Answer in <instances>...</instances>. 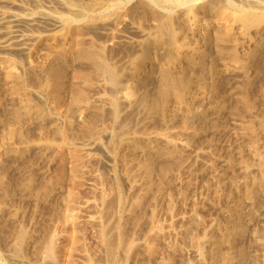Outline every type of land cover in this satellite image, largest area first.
<instances>
[{"label": "rangeland", "instance_id": "374dc122", "mask_svg": "<svg viewBox=\"0 0 264 264\" xmlns=\"http://www.w3.org/2000/svg\"><path fill=\"white\" fill-rule=\"evenodd\" d=\"M9 1L0 0V12L3 7H5L3 11H8L11 8V10H25L26 7L25 11L37 14L41 10L53 8L63 14L73 15L72 19L75 24L62 30L66 33L65 40L57 39V42L55 39L45 37L33 51L32 59L39 60V62L44 61V56L53 55L55 58L53 63L59 72L58 75L51 71H35L30 68L28 58L20 52L7 53L15 69L20 70V75L22 73L25 90L28 93L29 91L33 92L29 96L30 106L34 105L31 106V109H40L43 114L41 117L23 124L27 127L23 125L18 127L19 131H22L21 133L24 132L22 134L24 139H17L14 144L15 148L21 149L19 153L9 151L4 153L2 158L0 157V177L3 175L6 178L4 181L0 179L2 180V182L0 181V196L2 195L0 197L2 199H0V264H80L81 262L83 264L87 253H89L87 256L93 255L95 264H122L123 262L124 264H142L144 262H146L145 264H200L201 259H199V253L197 254L195 242L200 237L203 239L207 233L214 240L211 246L217 245L215 241H218L222 235L226 238L230 237L225 242L218 243L221 249L223 246V252L227 253L225 258L227 263L225 262V264H253V262H255L254 264H264V66L262 65L264 64V40L255 46L246 44L239 51L238 58L233 60L228 58L226 53L231 51L234 39L220 44L213 39L216 29L212 26L210 28L208 25L202 33L206 36L202 35L205 40L209 39V42L205 41V52L199 57L192 58V62H195L197 68L201 69L198 73L201 75L202 72L204 73L203 76L207 83H205V87L198 86L200 89L197 90V87L194 89L196 95L195 99L191 100L193 103L190 102L189 105L190 116L185 117L182 112L177 114L174 111H169L165 116L170 117H168L169 120L166 118L167 122L163 116V120H160L161 115L159 116L158 113L156 115L155 112V116L153 113L148 116L145 103L140 100L142 97L149 98L152 94L157 95L160 83H162L160 66L164 67L169 64L173 57L169 51L167 52L155 44V38L152 37L155 36L154 34L158 36L160 33L158 34L159 31L155 32L158 30L155 26L158 21L157 18H153L151 13L157 11L156 14L162 12L161 14L172 17L173 26L180 33L179 38L181 39L183 36L182 40L186 42L192 40L191 42H193L192 36L188 31H185L181 22L186 10L200 6L201 18L203 17L210 24L216 18L212 4L219 5L222 4L221 1L11 0L18 5H12ZM260 1L258 0L256 4L253 0H231L229 4L231 3L230 6L234 9H249L255 7L252 6L254 4L256 7L260 5V8H264L262 6L264 0ZM250 2L252 3L250 4ZM68 3L75 4L73 5L75 13L67 11ZM232 3H235L236 7ZM36 5L40 6L36 8ZM97 5L100 9L97 7L96 10H93L92 7ZM245 5H247L246 8ZM136 7L137 9H135ZM187 7L190 8L187 9ZM175 15L176 17H174ZM98 18L101 20L100 23L94 25L92 21L98 20ZM71 28L72 30H69ZM140 31L141 33H139ZM146 32L147 34H145ZM143 33L145 37L141 36ZM164 35H166L164 38L167 39L168 35ZM140 40L142 43L136 42ZM137 43L140 46L135 47ZM188 44L192 46V43ZM85 46L97 48L98 51L101 49L103 53L100 51V58H103L100 59L102 61L99 60V63L104 62L102 65L119 70L121 78H123L118 87L109 82V75L106 76V73L98 70L99 63L80 57V52L86 48ZM246 46L248 47L247 51L245 50ZM146 47H150V51H156L154 56L157 59L158 65L156 66L159 70L157 67H153L150 80H133L127 74V65L142 55ZM254 61H258V63H254ZM190 62L191 59L188 57L180 58L176 61L174 70H169V73L182 74L183 71L188 70ZM224 66L226 70L228 69L227 71ZM179 67L181 71L178 70ZM217 77L219 78L216 79ZM250 80L253 84L247 82ZM132 81L138 85L136 94L125 95L126 86L133 83ZM3 83L0 78V135L8 128V122L14 126H20L15 121L13 114L23 103L16 94H4ZM207 84H209L208 87L210 86L209 91ZM201 92H205L204 95L203 93L201 95ZM36 94L37 98H35ZM199 95L200 97H198ZM244 95L248 97L250 105L242 103L241 97ZM239 96L241 97L239 98ZM55 110L58 111L55 112ZM171 117L174 118L171 120ZM122 135H125L130 141L141 137L135 141L139 150L134 148L131 153L130 149L133 147L130 146L129 149V146H123L121 144ZM136 135L139 136L136 137ZM147 136L149 138H146ZM48 139L49 141H47ZM145 140H149L148 145L153 142L150 145L151 148L143 147L147 145ZM140 146H142V150L144 149L143 151ZM23 148L24 150H22ZM174 149H178V152L176 153ZM118 150L119 152H117ZM128 151H131L130 154ZM119 153L125 161L121 159ZM128 154H132V156H128ZM84 156L85 158H83ZM3 157L5 158L3 159ZM147 161L150 163L149 166ZM143 162L148 167H146L147 171L141 166L142 164H137ZM259 163L261 165H258ZM127 169L130 171L128 172ZM163 169L167 170L163 171ZM149 170L151 171L148 172ZM131 177L134 181L131 180ZM245 191L248 198L246 193H243ZM250 194L254 195L253 199ZM118 196H121L120 201ZM228 196L229 198H227ZM113 198L115 199L113 200ZM110 208L114 211L109 210ZM237 208L240 211L236 210ZM63 213L68 216V220L67 213L71 218L76 213L74 216L76 221L74 218L72 220L75 222L68 221ZM231 218L236 221V224L234 221L231 222ZM229 221L233 223L234 228L237 226L239 229L237 231L236 228L235 232L227 236L224 228L226 230V225L230 224ZM239 222L244 225L240 226ZM113 224L118 225L119 234L114 232ZM101 228L108 231L109 239L116 240L118 238L119 248L116 247L113 256L107 254L105 243L99 238ZM213 228L216 229L213 230ZM21 230H27L28 238L20 246L18 235ZM156 231L160 232L157 234L159 236L156 235ZM204 232L207 233L204 234ZM211 232L213 235L215 234L216 238L212 237ZM113 235L118 236L115 238L116 236ZM218 236H220L219 239H217ZM153 238H156L158 242ZM149 239L153 241L150 240L148 243ZM119 240L120 242L125 241L127 244L120 243ZM155 242L158 246L155 245ZM148 244L150 245L147 247ZM151 245H154L156 248L152 247L157 250L154 249L153 252ZM136 250L137 253H134ZM120 251L122 252L120 253ZM124 252L127 255L122 254ZM208 256H210V261H208L209 258H205V264H215L212 263L214 260L212 261L211 254L208 253L206 257Z\"/></svg>", "mask_w": 264, "mask_h": 264}, {"label": "bare ground", "instance_id": "6f19581e", "mask_svg": "<svg viewBox=\"0 0 264 264\" xmlns=\"http://www.w3.org/2000/svg\"><path fill=\"white\" fill-rule=\"evenodd\" d=\"M2 1V0H1ZM4 1V0H3ZM67 1V0H66ZM154 1V0H153ZM194 1V0H193ZM196 1V0H195ZM211 1V0H210ZM219 1H221V3L222 4H219V5H215L214 6V3L212 4L213 6V10H214V12H215V14H216V18H215V20H212V22L209 24V22L208 21H206L205 19H203V17L201 18V16H200V6L199 7H197V8H194V7H192V8H190V7H187V9L188 8H190L188 11L186 10V12H185V15H183V18H182V16H180L182 19H181V22H182V25H183V28H185L186 30L185 31H188L189 32V34L192 36L191 38L193 39V42H186V41H184V40H182V38H183V36H181V39L179 38V34L180 33H178L177 32V30L175 29V27L173 26V21H172V17L170 18V17H168V16H165L164 14H161L162 12H159L158 14H156L157 13V11H156V13H151V14H153V18L155 19V18H157V21L158 22H156V23H158V24H155V26L157 27V29L158 30H156L155 32L157 33L158 31V36H156L157 34H154L155 36L154 37H152V38H155V40H154V42H155V44L156 45H159V46H161L162 48H163V50H166L167 52L169 51V53H171L172 55H173V57L171 58V61H170V63L169 64H164L163 66L164 67H162V66H160V71H161V76H162V83H160L161 84V86L159 87V90H158V92H157V95H151V96H149V98H146V97H142L141 99H140V97H138L143 103H145V106H146V113H147V115L149 116V114H151V113H153V116H155L154 115V112H155V114L156 113H158L159 114V116L161 115V117L163 116L165 119L167 118L168 119V117H165L166 115H167V113L169 112V111H174L175 113H179V112H182V113H184V115H185V117H188V116H190V109H189V105H190V102H191V100L193 99H195V92H194V89L196 88L197 90L198 89H200V88H202V87H205V83H207V82H205V79H204V76H203V72H202V75L200 74V73H198V72H200V70L201 69H198L197 68V65L195 64V62H192V58H196V57H199L200 56V54H203L204 52H205V45H206V43H205V41L207 40H205L203 37H202V33L204 32V30L207 28V26L208 25H210V28H211V26L212 27H214L215 29H216V32H214V38L213 39H215L217 42H219L220 44L221 43H223V42H228L229 40L231 41L232 39H234L233 40V47H232V49H231V51L230 52H228V53H226L227 54V57L228 58H231V59H233V60H235V59H237L238 58V55H239V51L240 50H242L241 48H243L246 44L248 45V46H251V45H254L255 46V44H257L258 42H260V41H262V40H264V8L262 7V8H260L261 6L260 5H257V6H259V7H256V5L254 4V5H252V6H255V7H251V8H249V6H248V8L249 9H234V8H232L231 6H230V4H229V2H231V0L230 1H227V0H225V1H223V0H219ZM250 1H252V0H250ZM254 2L256 1V0H253ZM258 1V0H257ZM256 1V2H257ZM261 1H263V0H261ZM260 1V2H261ZM5 2H6V0H5ZM12 5H16L17 3L16 2H14V1H9ZM198 2V1H197ZM218 2V1H217ZM216 2V3H217ZM235 2V1H234ZM249 2V1H248ZM248 2H247V4H248ZM255 2V3H256ZM264 2V1H263ZM63 3H64V1H63ZM147 3H148V1H147ZM153 3V2H152ZM194 3V2H193ZM210 2L208 1V4H209ZM252 2H250V4H251ZM258 3V2H257ZM256 3V4H257ZM27 4V3H26ZM25 4V5H26ZM90 4H91V2H90ZM94 4V3H93ZM157 4H158V2H157ZM159 4H160V2H159ZM191 4V3H190ZM199 4V3H198ZM207 4V5H208ZM232 4H234V6L236 7V5H235V3H232ZM264 4V3H263ZM18 5V4H17ZM64 5V4H63ZM73 5H75V4H67V11H69L70 13H75V8H74V6ZM99 5V4H98ZM98 5L97 6H93L92 8H93V10L95 9L96 10V8L98 7ZM144 5V4H143ZM153 5V4H152ZM152 5H151V7H152ZM194 5V4H193ZM196 5V4H195ZM194 5V6H195ZM201 5V4H200ZM262 5V4H261ZM37 6H40V5H36V8H37ZM88 6H89V4H88ZM92 6V5H91ZM91 6H90V8H91ZM137 6V5H136ZM141 6V5H140ZM150 6V5H149ZM160 6H162V5H160ZM233 6V5H232ZM238 6V5H237ZM251 6V5H250ZM262 6H264V5H262ZM65 7H66V5H65ZM142 7V6H141ZM145 7H146V5H145ZM156 7V6H155ZM163 7V6H162ZM165 7V6H164ZM202 7V6H201ZM238 7H242V6H238ZM244 7V6H243ZM247 7V5H245V8ZM4 8L5 7H3V10H4ZM82 8V7H81ZM83 8H85V7H83ZM109 8V7H108ZM107 8V9H108ZM143 8V7H142ZM158 8V7H157ZM160 8V7H159ZM208 8V7H207ZM7 9V8H6ZM5 9V10H6ZM12 9V8H11ZM8 10V11H1L0 12V78H1V81H3L4 83V88H3V91H4V94H6V95H14V94H16L17 96H19L18 98H20L22 101H23V103H22V105H21V107L18 109V110H16L15 111V113L13 114V117L15 118V121H17V123H18V125H20V126H14V125H12V124H10L9 122H8V128H6V131H4V132H2L1 133V135H0V157L2 158V156H3V154L4 153H8L9 151H13V152H15V153H19V151L21 150H19L18 149V147L17 148H15V141L17 140V139H19V140H22V139H24V137H23V133H21L22 131H19V128L24 124V123H27V121H31L32 119H34V118H37V117H41L42 116V114H43V112L42 111H40V109L38 110H35V109H31L32 107L30 106V103H31V100H30V93H33V92H30L29 91V89H28V91H29V93L25 90V88H24V84H23V80H22V77H21V75H22V73H21V75H20V70L17 68V69H15V66H14V64H13V62H11V60L9 59V57H8V55H7V53H9V52H13V51H17V52H20V53H22V55H25L27 58H28V60H27V58H26V60L28 61V63H29V66H30V68H32V69H34L35 71L36 70H39V71H45L46 70V72L47 71H51V72H53L54 74H56V75H58L59 74V72L57 71V69L54 67V60H55V58L53 57V55L52 56H49V54H48V56H44V61H42V62H39V60H35V59H32V54H33V51H35V49H36V47L39 45V44H41L40 42L45 38V37H47L48 39L50 38H52V39H55L56 41H57V39L58 40H65L66 39V33H64L62 30L63 29H65V28H67V27H70V26H73V24H75L74 23V20L72 19V16L71 15H69V14H63V13H61L60 11H56L55 9H53V8H48V9H44V10H41L40 12H38L37 14H35V13H30V12H27V11H25L26 10V7L24 8L25 10ZM32 9V8H31ZM35 9V8H34ZM86 9H88L87 7H86ZM97 9H100V7H98ZM135 9H137V7L135 8ZM141 9V8H140ZM144 10H145V8H143ZM154 9H156V8H154ZM161 9V8H160ZM165 9V8H164ZM168 9V8H167ZM170 9V8H169ZM204 9H205V7H204ZM81 10V9H80ZM84 10V9H83ZM92 10V9H91ZM147 10V9H146ZM182 10V9H181ZM34 11V10H33ZM109 11V10H108ZM118 11V10H117ZM137 11V10H136ZM152 11V10H151ZM150 11V12H151ZM163 11V10H162ZM207 11H208V9H207ZM68 12V13H69ZM110 12V11H109ZM153 12V11H152ZM165 12H167V11H165ZM203 12V11H202ZM205 12V11H204ZM209 12V11H208ZM94 13V12H93ZM101 13V12H100ZM117 13V12H116ZM120 13V12H119ZM132 13H134V12H132ZM139 13V12H138ZM141 13V12H140ZM170 13V12H169ZM213 13V12H212ZM82 14V13H81ZM84 14H86V13H84ZM106 14V13H105ZM111 14V13H110ZM182 14V13H181ZM201 14H203V13H201ZM205 14V13H204ZM116 16H117V14H115ZM119 15V14H118ZM148 15V14H147ZM210 15V14H209ZM75 16V15H74ZM102 16V15H101ZM113 17H114V13H113V15H112ZM137 16H138V14H137ZM76 17V16H75ZM92 17V16H91ZM96 17V16H95ZM140 17H142V16H140ZM148 17V16H147ZM174 17H176V15L174 16ZM179 17V16H178ZM94 18V17H93ZM151 18V17H150ZM152 18V19H153ZM213 18V17H212ZM111 19V18H110ZM176 19V18H175ZM103 20V19H102ZM178 20H180V19H178ZM100 21L101 20H99V18H98V20H93L92 21V23L94 24V25H97V24H99L100 23ZM104 21V20H103ZM151 21H153V20H151ZM177 21L175 20V23H176ZM82 23H83V21H82ZM85 23V22H84ZM88 23V22H87ZM103 22H101V24H102ZM150 23V22H149ZM153 23V22H152ZM152 23H151V25H152ZM174 23V24H175ZM80 24V23H79ZM178 24V23H177ZM176 24V25H177ZM103 25V24H102ZM175 25V26H176ZM154 26V27H155ZM178 27V26H177ZM100 28V27H99ZM96 29H97V27H96ZM69 30H72V28L71 29H69ZM182 31V30H181ZM212 31V30H211ZM205 32H207V31H205ZM139 33H141V31L139 32ZM184 33V32H183ZM185 33H187V32H185ZM69 34H70V31H69ZM145 34H147V32L145 33ZM164 34H167L168 35V37H167V39H165L164 37H166V35H164ZM212 34V33H211ZM68 35V34H67ZM141 35V34H140ZM182 35V34H181ZM142 37H145V35H144V33L141 35ZM203 36H205V35H203ZM208 36V35H207ZM140 37V36H139ZM151 37H149V38H151ZM184 37H186V35H184ZM206 37V36H205ZM211 37V36H210ZM187 38V37H186ZM69 39V38H68ZM144 39V38H143ZM180 39V40H179ZM185 39V38H184ZM188 39V38H187ZM212 39V40H213ZM189 40H190V38H189ZM209 40V39H208ZM207 40V41H208ZM150 41V40H149ZM148 41V42H149ZM229 41V42H230ZM48 42H50L49 40H48ZM52 42V41H51ZM58 42V41H57ZM56 42V43H57ZM70 42H72L71 40H70ZM136 42H138L139 44L140 43H142V40H140V41H136ZM151 42V41H150ZM209 42V41H208ZM52 43H54V42H52ZM137 43V44H138ZM188 43H192V46H189V44ZM211 43H213V42H211ZM62 44V43H61ZM135 45V47L136 46H140L139 44L138 45ZM208 44V43H207ZM66 45V44H65ZM144 45V44H143ZM147 45V44H146ZM209 45H212V44H209ZM216 45V44H215ZM228 45V44H227ZM226 45V46H227ZM46 46V45H45ZM94 46V45H93ZM96 46V45H95ZM145 46V45H144ZM231 46V45H230ZM47 47V46H46ZM45 47V48H46ZM86 47V46H85ZM209 48H210V46H208ZM207 47V48H208ZM227 47H229V45L227 46ZM226 47V48H227ZM247 47V46H246ZM245 47V50L246 49H248V47L246 48ZM264 47V46H263ZM43 48V47H42ZM62 48H64V47H62ZM99 48V47H98ZM249 48H251V47H249ZM40 49V48H39ZM138 49V48H137ZM252 49V48H251ZM261 49V48H260ZM263 49V48H262ZM42 50V49H41ZM45 50V49H44ZM43 50V51H44ZM47 50V49H46ZM49 50V49H48ZM51 50V49H50ZM49 50V51H50ZM67 50V49H66ZM123 50H126V49H123ZM142 50H144V49H142ZM208 50V49H207ZM245 50H244V52H245ZM258 50V49H257ZM38 51V50H37ZM42 51V52H43ZM48 51V52H49ZM64 51V50H63ZM100 51H101V49L98 51L97 50V48L95 49L94 47H86V48H83L82 49V51L80 52V57H84V58H86V59H89V60H92V61H94V62H96V63H99V60L101 59V58H103V57H101L100 58ZM159 51V50H158ZM210 51H211V48H210ZM219 51V50H218ZM247 51V50H246ZM51 52H54V51H52L51 50ZM102 53H103V51H101ZM142 52V51H141ZM166 52V53H167ZM262 52V51H261ZM260 52V53H261ZM39 53V52H38ZM41 53V52H40ZM39 53V54H40ZM101 53V54H102ZM140 53V52H139ZM159 53V52H158ZM220 53V52H219ZM240 53H242V52H240ZM245 53H247V52H245ZM245 53H243V54H245ZM9 54H11V53H9ZM55 54H56V52H55ZM55 54H54V56H55ZM71 54V53H70ZM138 54V53H137ZM156 54V51L154 50V51H150V47H146L145 48V50H144V53L142 54V55H140L138 58H136L135 60L133 59L127 66H128V69L126 70L127 71V74L129 75V77L131 78V79H133V80H136V81H147V80H150L151 79V70L153 69V67H157L156 65H158V63H157V59L155 58V55ZM163 54V53H162ZM223 54H225V53H223ZM43 55H46V54H43ZM58 55V54H57ZM210 55V54H209ZM219 55V54H218ZM101 56H103V54L101 55ZM260 56V55H259ZM262 56V55H261ZM57 57V56H56ZM182 57H188V58H190L191 59V62L189 63V68H188V66H187V68H188V70L186 69V68H184V69H186L185 71H183V73L182 74H170L169 73V70L171 71L172 69H173V67H175V64H176V61L177 60H179L180 58H182ZM220 57V56H219ZM223 57V56H222ZM226 57V56H225ZM226 57V58H227ZM264 57V56H263ZM37 58H38V56H37ZM63 58V57H62ZM105 58V57H104ZM135 58V57H134ZM161 58V57H160ZM166 58V57H165ZM208 58V57H207ZM40 59H41V57H40ZM42 59V60H43ZM204 59H205V57H204ZM216 59H217V57H216ZM258 59V58H257ZM129 60H130V58H129ZM161 60V59H160ZM242 60H244V59H242ZM246 60V59H245ZM100 61H102V60H100ZM109 61V60H108ZM159 61V60H158ZM206 61V60H205ZM220 61V60H219ZM239 61H240V58H239ZM164 62V61H163ZM165 62H167V61H165ZM181 62V61H180ZM188 62V61H187ZM236 62V61H235ZM241 62V61H240ZM255 62H257L258 63V61H254V63ZM59 63H60V61H59ZM101 63V62H100ZM98 64V70L100 71V72H102V73H106L107 75L106 76H108L109 75V79H110V81L109 82H111V84L113 85V86H115V87H118L119 85H120V83H121V79L123 78H121V73L119 72V70H116L115 68H112V67H107V66H105V65H102V64H104V62H102L101 64ZM117 63V62H116ZM115 63V64H116ZM212 63V62H211ZM214 63H215V61H214ZM226 63H228V62H226ZM230 63H231V61H230ZM252 63V62H251ZM253 63V64H254ZM256 63V64H257ZM106 64V63H105ZM111 64V63H110ZM213 64V63H212ZM245 64V63H244ZM186 65V64H185ZM204 65H206V64H204ZM210 65V64H209ZM229 65V64H228ZM236 65V64H235ZM252 65V64H251ZM251 65H249V66H251ZM261 65V64H260ZM263 66H264V64H262ZM121 66V65H120ZM199 66V65H198ZM230 66H232V65H230ZM253 66V65H252ZM256 66V65H255ZM258 66V65H257ZM262 66V67H263ZM17 67V66H16ZM181 67V66H180ZM180 67L178 68V70L180 69ZM247 67V66H246ZM259 67V66H258ZM258 67H256V68H258ZM207 68V67H206ZM230 68V67H229ZM241 68V67H240ZM124 69V68H123ZM122 69V70H123ZM155 69V68H154ZM157 69H158V67H157ZM156 69V70H157ZM203 69V68H202ZM209 69V68H208ZM221 69V68H220ZM220 69H218V70H220ZM224 69H225V66H224ZM254 69V68H253ZM19 70V71H18ZM159 70V69H158ZM174 70V69H173ZM204 70V69H203ZM207 70V69H206ZM205 70V71H206ZM226 70V69H225ZM228 70V69H227ZM226 70V71H227ZM246 70V69H245ZM262 70V69H261ZM260 70V71H261ZM125 71V72H126ZM179 71H181V69L179 70ZM211 71V70H210ZM209 71V72H210ZM250 71V70H249ZM260 71H258V72H260ZM263 71V70H262ZM34 72V71H33ZM61 72V71H60ZM177 72V71H176ZM209 72H207L208 74H210ZM219 72V71H218ZM222 72V71H221ZM248 72V71H247ZM251 72V71H250ZM255 72V71H254ZM257 72V73H258ZM39 73V72H38ZM37 73V74H38ZM154 73V72H153ZM169 73V74H168ZM178 73V72H177ZM217 73V72H216ZM220 73V72H219ZM219 73H218V75H219ZM42 74V73H41ZM55 75V76H56ZM97 75H98V73H97ZM99 75H102V74H99ZM160 75V74H159ZM247 75V74H246ZM255 75V74H254ZM254 75H253V77H254ZM41 76V75H40ZM47 76V75H46ZM104 76V75H103ZM158 76V75H157ZM160 76V77H161ZM208 76V75H207ZM250 76V75H249ZM252 76V75H251ZM43 77H45V76H43ZM99 78L101 77V76H98ZM126 77V76H125ZM128 77V78H129ZM154 77V76H153ZM258 77V76H257ZM40 78H42V77H40ZM46 78V77H45ZM53 78V77H52ZM103 78V77H102ZM127 78V79H128ZM219 77H217L216 79H218ZM56 79V78H55ZM130 79V80H131ZM216 79H215V81H216ZM124 80V79H123ZM247 80V79H246ZM253 80V79H252ZM127 81H129V80H127ZM210 81V80H209ZM106 82H108V81H106ZM133 82V81H132ZM247 82H250L251 84H253L252 82H251V80L250 81H247ZM127 83H129V82H127ZM212 83V82H211ZM28 84V83H27ZM48 84H50L49 82H48ZM110 84V83H109ZM217 84V83H216ZM147 85V84H146ZM208 85L209 84H207V87H208ZM211 85V84H210ZM246 85H248L247 83H246ZM28 86V85H27ZM43 87H44V85H42ZM46 86V85H45ZM111 86V85H110ZM125 86V85H124ZM198 86H200V88L198 87ZM210 87V86H209ZM208 87V91L210 90V88ZM246 87V86H245ZM264 87V86H263ZM29 88V87H28ZM250 88L253 90V88L251 87V85H250ZM32 89V88H31ZM40 89H42V87L40 86ZM48 89V88H47ZM122 89V88H121ZM137 89H138V85L137 84H135L134 82L133 83H129L127 86H126V88H125V92H124V94L125 95H130V94H132V93H135L136 91H137ZM218 89V88H217ZM251 89H249V90H251ZM119 90V89H118ZM196 90V91H197ZM36 91V90H35ZM57 91V90H56ZM153 91V90H152ZM201 91V90H200ZM203 91V90H202ZM246 91V90H245ZM37 92H38V90H37ZM55 92V91H54ZM156 92V91H155ZM36 93V92H35ZM81 93V92H80ZM151 93V92H150ZM153 93V92H152ZM198 93V92H197ZM202 93L203 92H201L200 94L202 95ZM205 93V92H204ZM204 93H203V95H204ZM250 93V95H251V92H249ZM136 94V93H135ZM139 94V93H138ZM240 94V93H239ZM245 94V93H244ZM263 94V93H262ZM124 95V96H125ZM198 95V94H197ZM209 95V94H208ZM207 95V96H208ZM33 96V95H32ZM37 94H36V97L35 98H37ZM207 96H206V98H207ZM212 96V95H211ZM3 97V96H2ZM9 97V96H8ZM34 97V96H33ZM43 97H45V96H43ZM49 97V96H48ZM198 97H200V95L198 96ZM241 96H239V98H240ZM4 98H6L5 96H4ZM118 98V97H117ZM242 98V103H245V104H247V105H250V102H249V99H248V97H246L245 95L244 96H242L241 97ZM48 99V98H47ZM32 100H33V98H32ZM37 100H39V99H37ZM203 100V99H202ZM240 100V99H239ZM238 100V101H239ZM224 101V100H223ZM222 101V102H223ZM1 102V101H0ZM44 102V101H43ZM141 102V103H142ZM203 102V101H202ZM255 102V101H254ZM191 103H193V102H191ZM39 104V103H38ZM58 104V103H57ZM241 104V103H240ZM41 105V104H40ZM39 105V106H40ZM43 105V104H42ZM41 105V106H42ZM113 105H115V104H113ZM234 105V104H233ZM237 105V104H236ZM19 106V105H18ZM37 106V105H36ZM115 106H117V105H115ZM114 106V107H115ZM141 106V105H140ZM144 106V105H143ZM218 106V105H217ZM221 106V105H220ZM44 107V106H43ZM43 107H42V109H43ZM244 107V106H243ZM242 107V108H243ZM253 107H254V105H253ZM118 108V107H117ZM245 108V107H244ZM56 111H58V110H55V112ZM60 111V110H59ZM193 111V110H192ZM246 111V110H245ZM45 112H46V110H45ZM44 112V113H45ZM49 112V111H48ZM49 113H51V112H49ZM146 113H144L145 115H146ZM174 113V114H175ZM56 114V113H55ZM116 114H117V112H116ZM171 114V113H170ZM157 115V114H156ZM46 116V115H45ZM56 116H58V115H56ZM159 116H157V117H159ZM170 116H172V115H170ZM179 116H181V115H179ZM3 117V116H2ZM9 117V116H8ZM61 117V116H60ZM147 117V116H146ZM156 117V118H157ZM163 117L160 119V120H163ZM192 117V116H191ZM11 118V117H10ZM154 118V117H153ZM170 118V117H169ZM174 118V117H173ZM172 117H171V120L173 119ZM190 118V117H189ZM147 119H149V118H147ZM166 119V120H167ZM177 119V118H176ZM179 119V118H178ZM183 119V118H182ZM36 120V119H35ZM155 120H157V119H155ZM169 120V119H168ZM168 120H167V122H168ZM149 121V120H148ZM151 122H152V120H150ZM250 122V121H249ZM183 123V122H182ZM189 123H190V121H189ZM242 124V123H241ZM183 125V124H182ZM189 125V124H188ZM24 126V125H23ZM26 126V125H25ZM24 126V127H25ZM241 126V125H240ZM246 126V125H245ZM19 127V128H18ZM27 127V126H26ZM243 127V126H242ZM252 127H254V126H252ZM60 128V127H59ZM186 128V127H185ZM22 129V128H21ZM242 129V128H241ZM25 130V129H24ZM243 130V129H242ZM62 131V130H61ZM251 131V130H250ZM249 131V132H250ZM1 132V131H0ZM123 132V131H122ZM27 133V132H26ZM127 133V132H126ZM246 133V132H245ZM251 133H253V132H251ZM250 133V134H251ZM121 134V133H120ZM125 134V133H124ZM249 134V133H248ZM26 135V134H25ZM27 135H28V133H27ZM56 135V134H55ZM126 135V134H125ZM125 135H122L121 136V144L123 145V146H129V149H130V146L131 147H133V149L131 148L130 150L132 151V150H134V148H136V149H138L139 150V148H138V144L137 143H135V141H137V140H139V138H141V137H139V138H137V140L135 139H133V141H130L127 137H125ZM129 135V134H128ZM145 135H147V134H145ZM252 135V134H251ZM139 135H136V137H138ZM26 137V136H25ZM28 137V136H27ZM29 137H31L30 135H29ZM57 137H58V135H57ZM118 137H120V136H118ZM129 137L131 138V136L129 135ZM143 137V136H142ZM255 137V136H254ZM144 138V137H143ZM146 138H149L148 136L146 137ZM145 138V139H146ZM150 138H152V137H150ZM44 139V138H43ZM151 140V139H150ZM25 141V140H24ZM47 141H49V139L47 140ZM64 141V140H63ZM116 141H118L119 142V140L118 139H116ZM140 141H141V139H140ZM140 141H139V143H140ZM145 141H147V140H145ZM145 141L143 142V143H145ZM149 141V140H148ZM148 141L146 142L147 143V145H144L143 147H145V149H149V148H151L150 147V145L153 143H151V144H149L148 145ZM153 141H154V139H153ZM22 142V141H21ZM28 142V141H27ZM26 142V143H27ZM141 142V143H142ZM155 142V141H154ZM54 143V142H53ZM25 144V143H24ZM49 144V143H48ZM120 144V145H121ZM173 144H174V142H173ZM175 144H176V142H175ZM23 145V144H22ZM142 145V144H141ZM172 145V144H171ZM170 145V146H171ZM18 146H19V144H18ZM32 146V145H31ZM30 146V147H31ZM153 146V145H152ZM178 146V145H177ZM141 147V150H142V146H140ZM24 148H25V146H24ZM24 148L22 149V150H24ZM63 148V147H62ZM86 148V147H85ZM162 148V147H161ZM161 148H159V149H161ZM176 148V147H175ZM31 149V148H30ZM128 149V150H129ZM158 149V150H159ZM28 150V149H27ZM88 150V149H87ZM116 150V149H115ZM122 150V149H121ZM144 150V149H143ZM142 150V151H143ZM153 150V149H152ZM178 149H174V151H176V153L178 152L177 151ZM126 151V150H125ZM130 151V152H131ZM136 151V150H135ZM134 151V152H135ZM146 151H149V150H146ZM161 151V150H160ZM172 151V150H171ZM170 151V152H171ZM23 152V151H22ZM117 152H119V150L117 151ZM129 152V151H128ZM130 152H129V154H130ZM164 152V151H163ZM88 153V152H87ZM121 153H123V152H121ZM127 153V152H126ZM131 153H133V151L131 152ZM152 153V152H151ZM114 154H117V153H115L114 152ZM120 154V153H119ZM128 154V156H132V154L131 155H129ZM137 154V153H136ZM135 154V155H136ZM22 155V154H21ZM147 155V154H146ZM88 156V155H87ZM117 157V156H116ZM120 157H121V154H120ZM136 157V156H135ZM5 157H3V159H4ZM83 158H85V156L83 157ZM82 158V159H83ZM87 158V157H86ZM138 158H139V156H138ZM121 159L122 160H124L125 161V159H123L122 157H121ZM243 159H246V158H243ZM81 160V159H80ZM85 160V159H84ZM140 160V159H139ZM152 160V159H151ZM1 161H3V160H1ZM78 161V160H77ZM126 161H128V160H126ZM134 161V160H133ZM138 161V160H137ZM250 161V160H249ZM129 162V161H128ZM142 162V161H141ZM241 162V161H240ZM81 163V162H80ZM127 163V162H126ZM130 163H132V162H130ZM144 163V165H145V162H143ZM143 163H137L138 165H141L142 167H144L145 168V170L148 168L146 165L144 166L143 165ZM147 163H148V166H149V162L147 161ZM146 163V164H147ZM260 163H262V162H260ZM258 164V165H261V164ZM78 164V163H77ZM128 165V164H127ZM133 165H135L134 163H133ZM132 165V166H133ZM248 165V164H247ZM263 165V164H262ZM132 166H130V167H132ZM151 166V165H150ZM249 166H250V164H249ZM147 167V168H146ZM166 168V167H165ZM168 168V167H167ZM169 169V168H168ZM73 170V169H72ZM128 170V172L130 171L129 169H127ZM165 169H163V171H164ZM167 170V169H166ZM165 170V171H166ZM147 171V170H146ZM151 170H149L148 172H150ZM262 171V170H261ZM75 172V171H74ZM73 172V173H74ZM147 172V173H148ZM264 172V171H263ZM78 173V172H77ZM130 174V173H129ZM128 174V176H130ZM249 174V173H248ZM262 174V173H261ZM133 175V174H132ZM250 175V174H249ZM255 175V174H254ZM3 175H1V177H2ZM134 176V175H133ZM132 176V177H133ZM0 177V179H2L3 181L6 179L4 176L1 178ZM131 177V180H133L134 181V179ZM256 177V176H255ZM258 178L260 179V177L258 176ZM247 179V178H246ZM258 179V180H259ZM2 180H0L1 182H2ZM262 180V179H261ZM260 181V180H259ZM131 182V181H130ZM255 182V181H254ZM262 182V181H261ZM4 183V182H3ZM244 183H246V182H244ZM252 183V182H251ZM131 184H132V182H131ZM239 184V183H238ZM250 184V183H249ZM133 185V184H132ZM237 185V184H236ZM235 185V186H236ZM248 185V184H247ZM246 185V186H247ZM257 185V184H256ZM261 185V184H260ZM263 185H264V183H263ZM9 186V185H8ZM233 186V185H232ZM240 186H241V184H240ZM251 186V185H250ZM1 187V186H0ZM3 187V186H2ZM5 187V186H4ZM115 187V186H114ZM248 187H249V185H248ZM118 188V187H117ZM116 188V189H117ZM240 188H242V187H240ZM252 188V187H251ZM251 188H250V190H251ZM10 189V188H9ZM234 189H235V187H234ZM254 189V188H253ZM252 189V190H253ZM6 191H7V188L5 189ZM4 190V191H5ZM218 190V189H217ZM235 190H237L238 191V189H235ZM3 191V192H4ZM114 191H115V189H114ZM242 191H243V189H242ZM232 192V191H231ZM253 192H255L254 190H253ZM115 193V192H114ZM119 193V192H118ZM217 193V192H216ZM239 193V192H238ZM237 193V194H238ZM244 194L246 193V191L245 192H243ZM243 193H240V194H243ZM117 194V193H116ZM116 194H114V195H116ZM236 194V195H237ZM243 194V196H245L246 195V197L248 198L249 196H247V193L244 195ZM252 194V193H251ZM250 194V196L252 197V199H253V196L254 195H251ZM254 194V193H253ZM255 194H256V192H255ZM5 195H6V193H5ZM4 195V196H5ZM8 195V194H7ZM119 195H120V193H119ZM217 195V194H216ZM235 195V196H236ZM2 196V195H1ZM0 196V197H1ZM3 196V197H4ZM242 196V195H241ZM242 196V197H243ZM71 197H72V195H71ZM75 197V196H74ZM114 197V196H113ZM119 197V196H118ZM121 197V196H120ZM120 197H119V201H120ZM219 197V196H218ZM237 197V196H236ZM5 198H7V197H5ZM227 198H229V196L227 197ZM239 198V197H238ZM1 199V198H0ZM69 199V198H68ZM72 199V198H71ZM70 199V200H71ZM115 198H113V200H114ZM117 199V198H116ZM232 199V198H231ZM239 199H241V198H239ZM239 199H237V200H239ZM244 199V198H243ZM2 200V199H1ZM5 200V199H4ZM3 200V201H4ZM113 200H111V201H113ZM122 200V199H121ZM245 200V199H244ZM258 200H259V198H258ZM75 201H76V199H75ZM136 201H139V200H136ZM230 201H232V200H230ZM236 201V200H235ZM243 201V200H242ZM254 201V200H253ZM1 202V201H0ZM73 202H74V200H73ZM115 202H117L116 200H115ZM234 202V201H233ZM237 203H239V201H236ZM251 202H252V200H251ZM75 203V202H74ZM112 203V202H111ZM114 203V202H113ZM118 203V202H117ZM121 203V202H120ZM69 204H70V202H69ZM71 205V204H70ZM238 205V204H237ZM72 206H73V203H72ZM71 206V207H72ZM109 206H111V204H109ZM240 206V205H239ZM1 207H4V206H1ZM75 207V206H74ZM18 208V207H17ZM68 208H70L69 206H68ZM118 208V207H117ZM230 208V207H229ZM234 208V207H233ZM240 208V207H239ZM0 210H1V208H0ZM3 210V209H2ZM72 210H74V209H72ZM71 210V211H72ZM109 210H111V208L109 209ZM109 210H108V212H109ZM231 210H233V209H231ZM235 210V209H234ZM236 210H239L238 208L236 209ZM68 211V210H67ZM112 211V210H111ZM111 211H110V213H111ZM114 211V210H113ZM112 211V212H113ZM240 211V210H239ZM73 212V211H72ZM75 212H76V210H75ZM116 212V211H115ZM114 212V213H115ZM71 213V212H70ZM77 213V212H76ZM75 213V214H76ZM109 213V214H110ZM118 213V212H117ZM235 213V212H234ZM65 213H63V215H64ZM68 215H69V220H71V221H73V222H75L76 220H75V218H74V216H76L75 214L73 215V217L72 218H74V220H72V218L70 217V214L69 213H67ZM121 214V213H120ZM231 215H232V213H230ZM236 214H238L237 213V211H236ZM64 216H66V219L68 220V216L65 214ZM112 216V215H111ZM118 216H119V213H118ZM241 216V215H240ZM63 217V216H62ZM112 217H115L116 218V216H112ZM111 217V218H112ZM118 218V217H117ZM237 218V217H236ZM239 218H241V217H239ZM62 219H64V218H62ZM109 219H110V217H109ZM114 219V218H113ZM121 219V218H120ZM194 219V218H193ZM232 219V218H231ZM233 219H235L234 217H233ZM232 219V221L231 222H235L234 224H236V221L235 220H233ZM242 219V218H241ZM240 219V220H241ZM68 220V221H69ZM239 220V221H240ZM117 221V220H116ZM238 221V220H237ZM115 222V221H114ZM108 223V222H107ZM154 223V222H153ZM228 223V222H227ZM226 223V224H227ZM229 223H230V221H229ZM106 224V223H105ZM105 224H103V225H105ZM155 224H158V223H156L155 222ZM154 224V225H155ZM215 224V223H214ZM239 224H240V226L241 225H244V224H242V222L240 223L239 222ZM102 225V226H103ZM107 225V224H106ZM105 225V226H106ZM114 225V224H113ZM219 225H221V224H219ZM122 226V225H121ZM223 226V225H222ZM221 226V227H222ZM227 227H226V230H225V228H224V231L226 232L225 233V235H227L228 236V234L229 235H231L233 232H235L236 230L238 231V229H239V227L237 228V226L234 228V226H233V223H230L229 225H226ZM239 226V225H238ZM107 227V226H106ZM113 227V226H112ZM225 227V226H224ZM244 227V226H243ZM109 228V227H108ZM111 228V227H110ZM121 228V227H120ZM212 228V227H211ZM216 228H218V227H216ZM215 228V229H216ZM237 228V229H236ZM241 228V227H240ZM113 229H114V232H117L118 234H119V228H118V225H114V227H113ZM158 229V228H157ZM214 228H213V230H215ZM219 229V228H218ZM236 229V230H235ZM152 230V229H151ZM212 230V229H211ZM212 230V231H213ZM222 230H223V228H222ZM235 230V231H234ZM243 230V229H242ZM27 231V230H26ZM26 231H24V230H21L20 231V233H19V235H18V242H19V244H20V246H21V244L23 245L26 241H27V238H28V234L26 233ZM121 231V230H120ZM153 231V230H152ZM29 232V231H28ZM157 232V231H156ZM156 232H154V233H156ZM209 232V231H208ZM214 232V231H213ZM219 232V231H218ZM30 233V232H29ZM160 232L158 231L157 233H156V235L157 234H159ZM205 233H207V232H204V234ZM224 233V232H223ZM237 233V232H236ZM239 233H240V231H239ZM100 235V237L99 238H101L102 239V241L105 243V246H106V251H107V254H109V256H113V254H114V251H115V249H116V247L118 246V241H117V236L116 235H113V236H116L115 238H117L116 240H114L113 238H112V240H111V238L109 239V234H108V231L106 230V229H104V228H101L100 229V233H99ZM211 234H212V232H211ZM210 234L209 233H207V235H205V237L203 238V239H197L196 240V242H195V247H196V250H197V254L199 253V255H200V258L199 259H201L200 260V262L202 263V264H205V261H206V259L205 258H209V260L208 261H210V256H208V257H206L207 256V254L209 253V254H211V256L213 257V259H212V261L214 260V262H212V263H215V264H225V262H226V257H227V253H225V252H223V246H222V249H221V247L219 246V242H225L226 241V239L228 240L230 237L228 236V238H226V236H224V235H222V236H224L223 238H222V236H221V238L219 239V237L220 236H218V238L217 239H219L218 241L216 240L215 242L217 243V245H212L211 246V244L212 243H214V240H212V238H211V236H209ZM215 235V234H214ZM213 234H212V237L214 236ZM220 235V234H219ZM237 235H239V234H237ZM30 236H31V234H30ZM120 236V235H119ZM157 236H159V235H157ZM194 236H196V235H194ZM236 235H234V237H235ZM112 237V236H111ZM197 237V236H196ZM215 237V236H214ZM237 237V236H236ZM120 238V237H119ZM216 238V237H215ZM101 239H100V241H101ZM123 239V238H122ZM154 239V238H153ZM156 239V238H155ZM154 239V240H155ZM159 239V238H158ZM121 240V239H120ZM120 240H119V242H120ZM150 240H152V239H149V241H148V243L150 242ZM157 240V239H156ZM232 239H230V241H231ZM233 240H234V238H233ZM153 241V240H152ZM151 241V242H152ZM17 242V241H16ZM121 242H124V243H126L125 241H121ZM120 242V243H121ZM157 242H158V240H157ZM193 242V243H194ZM232 242V241H231ZM235 242V241H234ZM123 243V244H124ZM153 243V242H152ZM156 243V242H155ZM154 243V244H155ZM215 243V244H216ZM228 243V242H227ZM49 244V243H48ZM47 244V245H48ZM122 244V245H123ZM127 244V243H126ZM221 244V243H220ZM224 244H226V243H224ZM27 245V244H26ZM46 245V246H47ZM50 245V244H49ZM121 245V246H122ZM130 245V244H129ZM129 245H127V246H129ZM135 245V244H134ZM133 245V246H134ZM150 244H148L147 245V247L149 246ZM155 245H157V243L155 244ZM228 245V244H227ZM234 245V244H233ZM51 246V245H50ZM120 246V247H121ZM152 246H154V245H151V250H152ZM158 246V245H157ZM130 247H131V245H130ZM145 247V246H144ZM146 247V250L148 249ZM155 247V246H154ZM173 247H175V246H173ZM177 247V246H176ZM227 247V246H226ZM226 247H224V248H226ZM228 247H229V245H228ZM118 248H119V246H118ZM156 248V247H155ZM155 248H153V252H154V249ZM158 248V247H157ZM179 248V247H178ZM21 249H22V247H21ZM51 249H52V246H51ZM124 249H125V247H124ZM131 249V248H130ZM145 249V248H144ZM174 249V248H173ZM227 249V248H226ZM24 250V249H23ZM105 250V249H104ZM121 250H123V249H121ZM127 250V249H126ZM145 250V251H146ZM157 249H155V251H156ZM176 250V249H175ZM174 250V251H175ZM225 250V249H224ZM228 250V249H227ZM227 250H225V251H227ZM16 251H18V249L16 248ZM49 251H51V250H49ZM118 251V250H117ZM123 251H125V250H123ZM132 251V250H131ZM149 251H150V249H149ZM149 251L147 252V253H149ZM228 251H230V250H228ZM122 251H120V253H121ZM128 252H130V251H128ZM133 252V251H132ZM87 253V252H86ZM134 253H137V250H136V252H134ZM151 253V252H150ZM237 253V252H236ZM87 254H89V253H87ZM87 254L85 255L86 257H85V261H84V263L83 264H95V262H94V259L92 258V256L90 257V256H87ZM118 254V253H117ZM122 254H126L127 255V253H122ZM132 254V253H131ZM146 254V253H145ZM151 254H153V253H151ZM260 254V253H259ZM262 254H263V251H262ZM261 254V255H262ZM91 255V254H90ZM115 255V254H114ZM147 255H149V254H147ZM236 255V254H235ZM108 256V255H107ZM118 256V255H117ZM130 256V255H129ZM150 256H152V255H150ZM154 256V255H153ZM237 256V255H236ZM232 257V256H231ZM249 257V256H248ZM109 258V257H108ZM116 258V257H115ZM245 258V257H244ZM262 258H263V256H262ZM261 258V259H262ZM96 259V258H95ZM114 259V258H113ZM231 260V259H230ZM198 261V260H197ZM121 262V261H120ZM123 262V261H122ZM199 262V261H198ZM210 262V263H211ZM249 262V261H248ZM253 262V261H252ZM257 262V261H256ZM260 262V261H259ZM258 262V263H259ZM262 262V261H261ZM82 263V262H81ZM80 263V264H81ZM146 262H144V263H142V264H145ZM200 263V264H201ZM227 263V262H226ZM255 262H253V264H254ZM98 264V263H97ZM119 264H121V263H119ZM122 264H124V262L122 263ZM198 264V263H197ZM262 264V263H261Z\"/></svg>", "mask_w": 264, "mask_h": 264}]
</instances>
